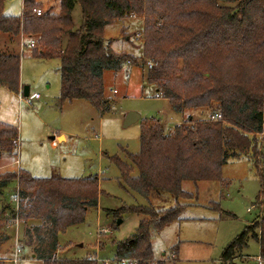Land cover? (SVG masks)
I'll return each mask as SVG.
<instances>
[{"label": "trees", "instance_id": "obj_1", "mask_svg": "<svg viewBox=\"0 0 264 264\" xmlns=\"http://www.w3.org/2000/svg\"><path fill=\"white\" fill-rule=\"evenodd\" d=\"M58 1V13L42 11L37 0H23L21 16H7L0 0V34L33 41L30 55L35 59L59 60L60 102L83 100L98 113L109 111L103 73L119 72L136 59L115 52L102 33L115 22L135 17L143 23L142 59L152 64L146 82L176 114L191 109L209 112L208 118L181 122L167 134L159 120H144L139 152L127 155L128 164L112 157L130 192L146 201L159 200V207L169 201L167 196L174 199L171 208L138 205L109 211L116 218L124 214L139 217L136 232L113 244L115 260L174 264L170 257L154 260L152 242L161 230L180 220L186 205L178 200L191 199L182 183L221 182L222 167L241 157L253 163L261 183L253 205L259 213L256 222L228 244L221 261L232 263L237 251L246 246L248 234L264 255V163L259 150L264 123V0ZM76 4L81 25L74 30ZM0 85L20 93L18 55L0 51ZM215 115L218 118L214 120L211 117ZM17 138V129L0 123V161L4 154L13 153ZM134 170L137 176L133 178ZM11 181H16L18 188L17 218L33 225L38 235L42 227H34L35 223L48 226L54 251L57 235L82 223L86 211L98 205L96 177L38 179L19 169L18 173L0 175V196ZM25 232L23 236L29 234ZM25 246H31L30 240ZM34 251L43 264H97L91 258L46 259L45 249Z\"/></svg>", "mask_w": 264, "mask_h": 264}, {"label": "rangeland", "instance_id": "obj_2", "mask_svg": "<svg viewBox=\"0 0 264 264\" xmlns=\"http://www.w3.org/2000/svg\"><path fill=\"white\" fill-rule=\"evenodd\" d=\"M22 1L3 0L4 15L21 16ZM37 3L42 11L50 9L58 13L60 9L58 0H37ZM72 22L74 30L81 25L77 4L72 11ZM142 25V20L131 17L103 30L102 36L111 40L115 52L136 59L134 63H126L119 72L103 73L104 96L110 105L105 113H98L83 100L60 102L59 60L33 58L27 51L29 48L20 46L28 41L27 37H18L20 85L39 95V99L29 105L22 103L18 94L0 85V123L12 126L18 132L13 153L4 154L0 161V175L18 173L21 169L38 179L96 177L98 205L96 209L86 211L82 223L57 235L58 248L54 251L50 248L53 238L48 233V226L35 223L34 227H42L40 235L33 225L19 221L16 226L14 210L18 188L16 181L9 182L0 196V264H14L6 260L15 258L16 248L22 250L16 257V264H43L37 258H31L37 248L45 249L46 259L91 258L97 264H114L113 244L136 232L139 217L124 214L116 218L109 211L121 206H174L170 196H167L166 206L159 207V200L149 198L146 201L130 192L112 160L117 157L128 164L127 155L139 152L140 127L144 120H159L166 133L181 122L191 119L192 123L209 116L203 109L174 113L167 100L159 97L156 88L146 82L147 66L141 56ZM66 40L65 37L64 44ZM129 113L139 115V119L124 127V119ZM259 150L264 163V123ZM136 176L134 170L131 177ZM182 189L192 195L191 199L178 200L180 205H186L180 220L169 224L153 239L154 260L171 258L176 248L175 264H264V255L250 234L246 246L237 251L232 263L221 261L228 244L257 220L258 208L253 205L261 183L250 160L241 157L227 161L221 170V182H183ZM118 220H121L120 224H117ZM101 229L109 232L99 234ZM24 231L29 234L23 236ZM27 240H30V247L25 246ZM259 256L263 260L258 261Z\"/></svg>", "mask_w": 264, "mask_h": 264}, {"label": "built area", "instance_id": "obj_3", "mask_svg": "<svg viewBox=\"0 0 264 264\" xmlns=\"http://www.w3.org/2000/svg\"><path fill=\"white\" fill-rule=\"evenodd\" d=\"M36 14L37 15H39L40 14V11L39 10H37L36 11ZM20 46H21V48L22 49H24V48H29V49H32L34 46H35V43L33 42V41H28V42H26V43H23V44H20ZM145 62V64H146V66H147V68H150L151 66H152V64H151V62L150 61H144ZM114 92H116V91H114ZM18 98H19V100L23 103V102H25L26 104H31V102L33 101V100H35V99H38L39 98V95H37V94H31V95H28L27 97H24L23 95H22V93L20 92L19 93V95H18ZM212 119H216V118H218V116L217 115H215V116H213V117H211ZM15 163L17 164L18 163V160H16L15 161ZM16 202H15V224H16V226H18V222H19V219L17 218V212H18V194H17V196H16ZM251 208H254L253 206L251 207ZM251 208H250V210H248V212H250L251 211ZM109 231L107 230V229H101V230H99V234H107ZM17 241V240H16ZM16 250V249H15ZM19 253V251H18V248H17V250L15 251V255L16 254H18ZM257 260L258 261H261V260H263V258H262V256H259V257H257ZM11 262L12 263H14V264H16L17 263V259H16V256H15V258H13L12 260H11ZM100 264H112V263H109V262H102V263H100ZM114 264H137V262L135 261V260H132V259H121V260H115V262H114Z\"/></svg>", "mask_w": 264, "mask_h": 264}, {"label": "crops", "instance_id": "obj_4", "mask_svg": "<svg viewBox=\"0 0 264 264\" xmlns=\"http://www.w3.org/2000/svg\"><path fill=\"white\" fill-rule=\"evenodd\" d=\"M18 37L19 36H17V37H11V36H9V35H6V34H0V51L1 52H4V53H7V54H12V55H17L19 52V47H18ZM27 51H29L30 52V49L29 50H27ZM21 89H22V85H21ZM28 91H29V93H28V95H31V94H35V93H30V90H29V88H28ZM22 93V92H21ZM19 95V94H18ZM23 95V94H22ZM39 99V98H38ZM35 100H37V99H35ZM34 101V100H33ZM171 130H169V132H170ZM169 132H166V134L167 133H169ZM17 235H18V233H17ZM82 245H80L79 247H81ZM16 250H17V248H16ZM15 250V251H16ZM18 251H19V253L18 254H16L15 256L17 257L20 253H21V249L20 248H18ZM169 257V256H168ZM167 257V258H168ZM31 258H33V259H36V256L35 255H32L31 256ZM164 258H166V257H164ZM173 260H174V264H175V262H176V257L175 256H173L172 255V257H171ZM11 260L12 259H8V260H6V262H11ZM39 260V259H38ZM41 261V260H40ZM12 263V262H11Z\"/></svg>", "mask_w": 264, "mask_h": 264}, {"label": "water", "instance_id": "obj_5", "mask_svg": "<svg viewBox=\"0 0 264 264\" xmlns=\"http://www.w3.org/2000/svg\"><path fill=\"white\" fill-rule=\"evenodd\" d=\"M21 91H22V94L24 97L28 96V93H29L28 87L23 86ZM138 119H139V115H137L135 113H129L126 115L123 125H124V127H127V126L131 125L132 123L136 122ZM120 223H121V220H118L117 224H120Z\"/></svg>", "mask_w": 264, "mask_h": 264}]
</instances>
